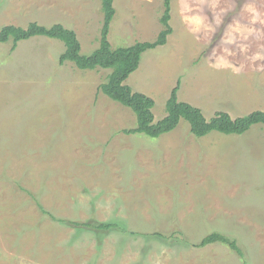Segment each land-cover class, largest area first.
I'll use <instances>...</instances> for the list:
<instances>
[{"label": "rangeland", "instance_id": "1", "mask_svg": "<svg viewBox=\"0 0 264 264\" xmlns=\"http://www.w3.org/2000/svg\"><path fill=\"white\" fill-rule=\"evenodd\" d=\"M111 48L153 41L164 0H113ZM101 0H0V29L60 23L99 46ZM166 42L124 83L230 118L264 108V0H170ZM61 40L0 43V264H264V125L196 137L125 132L134 113L99 85L109 68L59 62ZM41 205L44 212L38 208ZM74 222H118L96 229ZM235 239L197 246L207 234Z\"/></svg>", "mask_w": 264, "mask_h": 264}, {"label": "trees", "instance_id": "2", "mask_svg": "<svg viewBox=\"0 0 264 264\" xmlns=\"http://www.w3.org/2000/svg\"><path fill=\"white\" fill-rule=\"evenodd\" d=\"M113 0H101V10L103 12L102 26L100 29L99 46L90 54L80 53V43L76 33L60 23H54L51 26H44L33 21L22 28L14 25H7L0 29V43L12 38L14 45L17 41L25 40L32 36H47L61 40L64 44V51L59 56V62H73L80 69H93L96 67L109 68L110 72L106 80L99 85V89L110 99L127 106L135 115L136 127L126 129L125 132H138L149 137H158L176 128L179 120L182 118L189 124L190 132L196 137L204 136L211 131L223 134H242L254 125H264V108L254 110L247 115L238 116L234 119L224 111H217L209 119H205L200 109L190 105L187 102L179 101L176 97V88H172L166 102V114L154 121L152 107L153 99L143 93L132 91L124 83L127 76L133 72L139 63L143 51L155 48L166 42L167 35L172 31L168 23L170 0H164L165 10L160 18L164 28L158 33L153 41H137L128 46H119L111 48L107 39L110 21L114 15ZM43 212V208L38 204ZM74 225H85L99 230L117 228L118 222H99L90 221L74 222ZM212 242H222L227 244L239 256L243 253L237 245L235 239H231L219 232H212L205 235L197 246H205Z\"/></svg>", "mask_w": 264, "mask_h": 264}]
</instances>
